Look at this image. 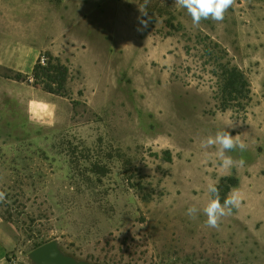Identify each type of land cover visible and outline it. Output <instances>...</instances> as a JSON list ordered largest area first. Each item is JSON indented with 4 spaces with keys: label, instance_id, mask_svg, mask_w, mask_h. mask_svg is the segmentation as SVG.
<instances>
[{
    "label": "rangeland",
    "instance_id": "1",
    "mask_svg": "<svg viewBox=\"0 0 264 264\" xmlns=\"http://www.w3.org/2000/svg\"><path fill=\"white\" fill-rule=\"evenodd\" d=\"M143 2L0 0V264L50 240L89 264H264V0L198 26L149 0L138 31ZM199 35L248 75L246 113L218 109ZM41 51L70 66L66 96L7 77ZM224 129L247 145L231 168L201 145ZM209 184L240 199L218 228L186 215Z\"/></svg>",
    "mask_w": 264,
    "mask_h": 264
},
{
    "label": "trees",
    "instance_id": "2",
    "mask_svg": "<svg viewBox=\"0 0 264 264\" xmlns=\"http://www.w3.org/2000/svg\"><path fill=\"white\" fill-rule=\"evenodd\" d=\"M198 45L202 55L206 57L204 64H210L209 73L217 83L214 98L217 100L218 109L246 113L252 101V84L246 72L233 62L228 50L209 35H199ZM186 50L189 53L190 47L187 46ZM70 76L71 68L60 56L50 51H41L31 73L18 71L7 77L40 87L51 94L66 96ZM229 180L236 183L235 178Z\"/></svg>",
    "mask_w": 264,
    "mask_h": 264
},
{
    "label": "clouds",
    "instance_id": "3",
    "mask_svg": "<svg viewBox=\"0 0 264 264\" xmlns=\"http://www.w3.org/2000/svg\"><path fill=\"white\" fill-rule=\"evenodd\" d=\"M149 0H144L143 4L137 5L139 16L138 31H143L149 26L153 20V16L147 11ZM235 0H175L177 7L186 9L187 14L191 17L192 23L198 26L202 20L211 19L216 22H221L224 19L226 11L232 7ZM202 147L215 146L221 160V166L231 168L237 163L231 156L226 155L227 152L239 149L244 151L247 145L241 141L238 136H233L227 130H218L214 136H208L201 141ZM242 164L243 161H240ZM208 200L203 208H198L191 205L186 210V215L189 218H196L202 211L206 217L205 225L209 228H218L221 219L232 213L233 208H238L240 199L238 193L233 191L229 193L223 203L219 196V189L212 184L208 185ZM6 194L0 191V202L5 201Z\"/></svg>",
    "mask_w": 264,
    "mask_h": 264
},
{
    "label": "water",
    "instance_id": "4",
    "mask_svg": "<svg viewBox=\"0 0 264 264\" xmlns=\"http://www.w3.org/2000/svg\"><path fill=\"white\" fill-rule=\"evenodd\" d=\"M30 254L38 264H89L77 261L73 256L63 253L55 240L35 247Z\"/></svg>",
    "mask_w": 264,
    "mask_h": 264
}]
</instances>
